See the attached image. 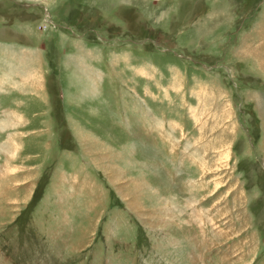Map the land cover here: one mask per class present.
I'll return each mask as SVG.
<instances>
[{
    "label": "rangeland",
    "instance_id": "374dc122",
    "mask_svg": "<svg viewBox=\"0 0 264 264\" xmlns=\"http://www.w3.org/2000/svg\"><path fill=\"white\" fill-rule=\"evenodd\" d=\"M0 57V264H264V0H0Z\"/></svg>",
    "mask_w": 264,
    "mask_h": 264
},
{
    "label": "crops",
    "instance_id": "0c3cea01",
    "mask_svg": "<svg viewBox=\"0 0 264 264\" xmlns=\"http://www.w3.org/2000/svg\"><path fill=\"white\" fill-rule=\"evenodd\" d=\"M20 58L0 57V134L10 132L9 129L12 127H26L30 125L29 123H31L32 120L31 115L28 114L27 102L17 100L18 97L16 93L25 92V84H27L28 87L32 86L33 57ZM27 66L31 69L30 72L27 70ZM257 110L260 123H262L260 116L261 110ZM63 121H66V118ZM11 138L13 141H20L16 136H14V138L10 137V139ZM21 138H24L23 141H26L27 135ZM0 149L2 150V148Z\"/></svg>",
    "mask_w": 264,
    "mask_h": 264
},
{
    "label": "bare ground",
    "instance_id": "6f19581e",
    "mask_svg": "<svg viewBox=\"0 0 264 264\" xmlns=\"http://www.w3.org/2000/svg\"><path fill=\"white\" fill-rule=\"evenodd\" d=\"M261 113H262V115H261L262 116V119L264 120V113L263 112H261Z\"/></svg>",
    "mask_w": 264,
    "mask_h": 264
}]
</instances>
